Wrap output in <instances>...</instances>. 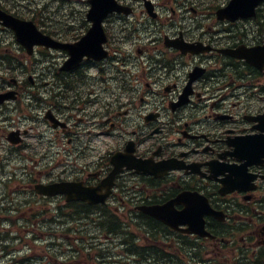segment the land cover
Masks as SVG:
<instances>
[{"label":"flooded vegetation","instance_id":"af4514ba","mask_svg":"<svg viewBox=\"0 0 264 264\" xmlns=\"http://www.w3.org/2000/svg\"><path fill=\"white\" fill-rule=\"evenodd\" d=\"M9 1L0 10L38 14L58 46L22 42L0 19V210L53 201L21 214L60 240L71 218L74 264H264V2L220 21L214 0H117L129 13L102 19L103 56L69 65L60 44L91 29L90 1L48 25L45 6ZM14 218L0 219L3 253Z\"/></svg>","mask_w":264,"mask_h":264},{"label":"water","instance_id":"95a60500","mask_svg":"<svg viewBox=\"0 0 264 264\" xmlns=\"http://www.w3.org/2000/svg\"><path fill=\"white\" fill-rule=\"evenodd\" d=\"M89 1L91 3V8L88 10L86 17L88 20L93 22V26L91 27V29L77 44H60L61 46H65L68 49L70 53L69 63L71 64H77L83 54L96 58L102 57L104 54L100 52V44L103 40V31L101 27L102 19L108 13H111L113 11L125 13L128 12V9L118 5L116 0ZM261 1L262 0H229L228 3L224 7L219 8L216 13L218 18L220 19L227 18L230 20H235L238 17H249L254 15V9ZM0 19L3 20L4 24L11 27L15 31L17 38L22 42L25 40H31L32 42L36 43H44L46 45L58 46L57 42H54L49 36L43 35L41 32H39L31 21L19 20L14 17L7 16L2 12H0ZM98 32L102 33V36L99 39L93 40V37ZM40 188L41 189L38 191L42 193L44 192L48 194H54L56 192L54 185L41 186ZM81 198L87 197L81 196ZM87 202L96 203L98 201ZM145 212L155 216L158 219H161L167 224H170V216L168 215L163 216L159 214L157 210L156 212H154L153 209L145 210ZM181 221L183 222V220ZM201 227L200 229L194 228V230L205 234V231H202Z\"/></svg>","mask_w":264,"mask_h":264},{"label":"rangeland","instance_id":"374dc122","mask_svg":"<svg viewBox=\"0 0 264 264\" xmlns=\"http://www.w3.org/2000/svg\"><path fill=\"white\" fill-rule=\"evenodd\" d=\"M214 1H217V2H221L222 1V3L225 2V0H214ZM9 2L14 3L16 5H22V6L27 7V8H28L27 5H29L27 0H11ZM59 2H61L62 7L57 12H54L56 7L58 6ZM43 6H45V11L46 12L44 14H42L40 12V17H41V21L44 24H46V25H48V24H57V23L62 24V23H67V22H71V21H76V17H80L82 11L84 10L85 2H84V0H57V1H52V2H50L49 0H32V2L30 1V7H32L33 9L35 7H43ZM25 12L29 16L38 17V14L34 15L32 13H28L27 10H25ZM79 21H82V20L79 19ZM14 202L16 203V201H14ZM47 202L49 204L53 203V201L52 202H49V201H38L39 206H41V208H45V209H47V207H48V206H45V205L48 204ZM33 203H35V202L34 201H30L29 204H33ZM28 205H25V207H27ZM21 208L22 207L20 205V208H18V211H17V214H16L17 217H15L16 218V226H20L22 221H23V219H24L23 217H20ZM14 215H8L6 212L0 211V219L6 218L8 216H14ZM44 216L46 218L42 219L43 221L41 223V225H43L44 221L46 222L44 229H47V227H49V225L54 227V224L52 222H49L50 215L49 214H45ZM27 222H28V225L30 226V221L28 220ZM71 226H72L71 223H68V224L64 225L63 235L61 237V240H60V238H55L54 236H49L48 233L45 234V235H41L39 233V231H37L39 233V237H44V236L47 235L46 236V240H47L46 243L47 244L53 238V239L56 240L54 242V245H55V243H57V245H62L60 248H58L59 250H61L62 264H73L74 260L76 259V255L74 254V252L71 251L73 246H74V243H75L74 241L76 239L75 236H71L70 235V234H73L72 229H70ZM13 227H15V226H13ZM13 227H12V225L10 226V228H13ZM17 228L18 227H15L12 233L17 234L18 233V231H16ZM67 229H69V230L66 231ZM15 244L16 245L19 244L18 243V239H15ZM239 245H241L240 242H239ZM36 253H38V251H36ZM16 254L19 257V254H22V253H16ZM74 256H75V258H74ZM228 256H229L230 259L227 260L226 262H228L229 264H232L233 261H232L231 257L233 256V254H229ZM219 261L220 262H224L223 259H219ZM3 263H4V261L1 260L0 264H3ZM45 264H52V262L51 263H45Z\"/></svg>","mask_w":264,"mask_h":264}]
</instances>
